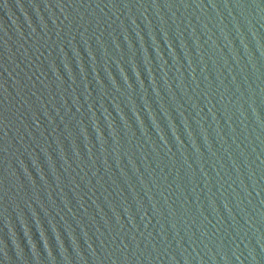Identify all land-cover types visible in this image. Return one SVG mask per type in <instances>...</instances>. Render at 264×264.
Listing matches in <instances>:
<instances>
[{
	"label": "water",
	"instance_id": "water-1",
	"mask_svg": "<svg viewBox=\"0 0 264 264\" xmlns=\"http://www.w3.org/2000/svg\"><path fill=\"white\" fill-rule=\"evenodd\" d=\"M0 264H264V0H0Z\"/></svg>",
	"mask_w": 264,
	"mask_h": 264
}]
</instances>
